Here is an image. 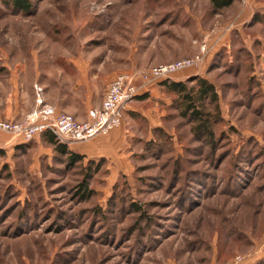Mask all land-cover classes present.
<instances>
[{
	"label": "rangeland",
	"instance_id": "1",
	"mask_svg": "<svg viewBox=\"0 0 264 264\" xmlns=\"http://www.w3.org/2000/svg\"><path fill=\"white\" fill-rule=\"evenodd\" d=\"M28 1L0 0V113L28 114L10 122L38 100L86 122L115 74L204 46L190 72L219 99L206 136L158 88L141 104L157 129L126 113L92 167L0 130V264H264V0Z\"/></svg>",
	"mask_w": 264,
	"mask_h": 264
},
{
	"label": "built area",
	"instance_id": "2",
	"mask_svg": "<svg viewBox=\"0 0 264 264\" xmlns=\"http://www.w3.org/2000/svg\"><path fill=\"white\" fill-rule=\"evenodd\" d=\"M207 52L204 46L192 58L155 65L143 72L118 74L107 86L101 106L89 111L86 122H80L70 114L57 112L54 107L44 105L42 100H38L40 108L24 124L0 122V130L24 141L46 133L69 145L87 142L97 136H106L122 127L127 105L139 97L143 89L172 79L178 73L199 70L204 65Z\"/></svg>",
	"mask_w": 264,
	"mask_h": 264
},
{
	"label": "trees",
	"instance_id": "3",
	"mask_svg": "<svg viewBox=\"0 0 264 264\" xmlns=\"http://www.w3.org/2000/svg\"><path fill=\"white\" fill-rule=\"evenodd\" d=\"M7 1L13 5L15 9H18L21 12L29 10V7L31 6L28 0ZM234 1L235 0H209L211 11L214 14H221L224 10L231 7ZM190 82H193V84L190 85ZM157 86L163 89V94L173 96L174 107L180 111L183 117L187 118L190 123L194 125L196 132L213 137L212 128L215 120L212 119L211 114L206 111V106L210 105L218 108L219 97L214 85L209 80L200 76L190 77L186 81L179 82L169 79L158 83ZM126 113L127 110L125 114ZM132 114L135 115V113ZM47 138L50 143L55 146L57 151L69 157V161L73 163H82L83 160H85V156L70 151L68 146L58 143L54 136L48 135ZM89 160V166L92 167L95 164V161L94 159ZM82 190V197H86V194L90 192L88 191V186L86 184H83ZM141 210L142 208L138 206L137 211Z\"/></svg>",
	"mask_w": 264,
	"mask_h": 264
},
{
	"label": "crops",
	"instance_id": "4",
	"mask_svg": "<svg viewBox=\"0 0 264 264\" xmlns=\"http://www.w3.org/2000/svg\"><path fill=\"white\" fill-rule=\"evenodd\" d=\"M184 59H186V58H184ZM180 60H182V59H180ZM169 63H171V62H169ZM191 73L192 72H190V71L182 72V74L179 73V74L173 76L172 80L177 81V82L186 81L187 78L194 77V75L192 76ZM117 75L118 74H115L114 76L111 77V79L108 82V85L113 81V79ZM158 88L159 87L157 85L148 86L146 89H143L141 95L135 101L130 102L127 105L128 115H127V118L125 117V122H127L130 118H132V113H142L143 117L145 119H148L149 124L151 126V129H156L158 127V125L153 124V121L151 120L152 112L149 111L151 109H148L145 111L141 105L143 102H149V101L155 100L156 104H154L153 107H155V106L158 107L160 100H163L162 99L163 94H161L159 92ZM101 104H102V102H101ZM34 110H35V108H34ZM26 114H27V112H26ZM26 114L18 113V111L15 112V114H13V115L9 114L7 112H5L4 114L0 113V122H10V120L14 119V117L23 118V116ZM29 114H31V113H29ZM125 124H127V123H125ZM123 132H124V129L121 128L119 130L112 131L107 136H97L94 139L87 141V142L70 144L69 147H70L71 151H73L74 153L79 154L81 156H85V157L87 156V157H89V159L98 158V157L103 156V155L97 154V153H103L104 150L109 149V148H113L114 146H115V148H119L118 139H120V136H122ZM0 139H2V138L0 137Z\"/></svg>",
	"mask_w": 264,
	"mask_h": 264
}]
</instances>
